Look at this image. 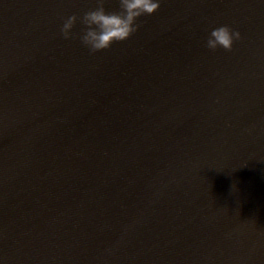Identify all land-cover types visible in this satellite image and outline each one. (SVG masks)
I'll return each mask as SVG.
<instances>
[{
    "label": "water",
    "instance_id": "obj_1",
    "mask_svg": "<svg viewBox=\"0 0 264 264\" xmlns=\"http://www.w3.org/2000/svg\"><path fill=\"white\" fill-rule=\"evenodd\" d=\"M81 16L95 0H64ZM108 11L118 9L107 0ZM112 47L194 130L264 210V0H160ZM241 34L227 52L212 29Z\"/></svg>",
    "mask_w": 264,
    "mask_h": 264
},
{
    "label": "clouds",
    "instance_id": "obj_2",
    "mask_svg": "<svg viewBox=\"0 0 264 264\" xmlns=\"http://www.w3.org/2000/svg\"><path fill=\"white\" fill-rule=\"evenodd\" d=\"M118 9L108 11L107 0H95V7L85 11L82 16H68L60 29L65 40L73 38V29L77 22L83 25L79 37L81 44L89 53L109 50L114 43H122L132 37L142 26L137 21L143 16H151L160 8V0H117ZM241 40L239 31L222 25L211 30L206 48L210 51L233 50V44Z\"/></svg>",
    "mask_w": 264,
    "mask_h": 264
}]
</instances>
